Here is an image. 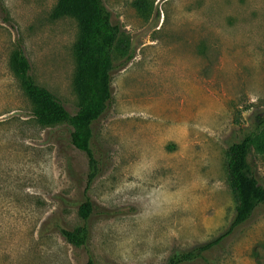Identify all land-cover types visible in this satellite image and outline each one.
I'll return each instance as SVG.
<instances>
[{
  "label": "rangeland",
  "instance_id": "1",
  "mask_svg": "<svg viewBox=\"0 0 264 264\" xmlns=\"http://www.w3.org/2000/svg\"><path fill=\"white\" fill-rule=\"evenodd\" d=\"M57 1L3 0L0 9V264H165L225 234L235 216L226 151L264 128V0H144L142 9L104 0L136 52L113 73V98L93 125L101 172L87 192L88 248L57 228L82 223L86 154L66 124L33 118L11 63L22 43L35 79L76 112L80 29L74 17L50 18ZM256 140L264 185V129ZM209 257L264 264V204Z\"/></svg>",
  "mask_w": 264,
  "mask_h": 264
},
{
  "label": "trees",
  "instance_id": "2",
  "mask_svg": "<svg viewBox=\"0 0 264 264\" xmlns=\"http://www.w3.org/2000/svg\"><path fill=\"white\" fill-rule=\"evenodd\" d=\"M134 4L142 9L146 2L137 0ZM0 9L3 13L7 11L3 0H0ZM68 16L77 19L80 29L75 43L77 66L74 86L79 97L76 112L68 110L57 94L35 79L22 43H18L12 52L11 63L33 104V118L46 127L66 124L70 128L72 145L86 154L88 171L85 194L77 210L82 223L69 227L59 222L57 228L63 238L75 247L88 248L92 238L88 222L95 206L87 192L101 172L100 162L92 147L93 125L105 113L113 98V73L132 60L136 47L130 35L114 19L104 0H58L50 12V18L58 20ZM8 18V15H4V20L8 21ZM263 129L256 127L247 131L226 151L227 177L235 200V216L228 231L213 240L176 250L165 264H212L209 254L226 236L245 225L256 209L264 204V185L258 178V169L251 157L258 132ZM85 264L100 263L90 256Z\"/></svg>",
  "mask_w": 264,
  "mask_h": 264
}]
</instances>
